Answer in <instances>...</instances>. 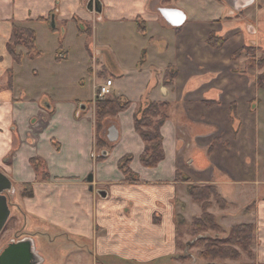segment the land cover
I'll list each match as a JSON object with an SVG mask.
<instances>
[{
    "label": "crops",
    "instance_id": "crops-1",
    "mask_svg": "<svg viewBox=\"0 0 264 264\" xmlns=\"http://www.w3.org/2000/svg\"><path fill=\"white\" fill-rule=\"evenodd\" d=\"M100 3L95 13L81 0H0V171L13 186L33 188L20 202L23 235L12 233L0 251L31 236L40 264H203L191 248L179 257L177 229L202 215L188 186L213 185L226 205L211 199L208 212L221 232L252 224L248 264H264V83L257 80L264 75V0ZM52 11L54 25L37 20ZM74 16L92 24L82 69L63 48L40 71L25 66L32 58L16 62L8 52L12 24L58 42L51 30L60 25L73 34ZM100 19L110 29L98 44ZM128 25L135 33L117 29ZM83 70L93 92L87 103L70 93ZM107 79L113 98L129 105L103 120L98 147L96 91ZM46 88L52 96L45 98ZM147 102L165 103L166 115L164 158L150 168L140 162L144 142L134 127ZM126 155L134 181L119 168Z\"/></svg>",
    "mask_w": 264,
    "mask_h": 264
},
{
    "label": "trees",
    "instance_id": "trees-1",
    "mask_svg": "<svg viewBox=\"0 0 264 264\" xmlns=\"http://www.w3.org/2000/svg\"><path fill=\"white\" fill-rule=\"evenodd\" d=\"M39 21L48 22L47 18L38 17ZM139 30H143V26L138 24ZM36 33L32 28L12 24L11 33L7 41V50L16 62H19L22 58L20 53L15 52V48L18 46L24 47L27 51V55L32 58L39 56L41 51L36 49L35 45ZM209 43L220 46L222 39H217L214 36L209 37ZM251 49L250 47L248 48ZM239 53H237L238 55ZM260 64L264 63V59L259 60ZM258 82L264 83V75L258 76ZM96 128H97V142L98 147L102 146L103 140L99 136V131L102 128L103 120L106 117H112L117 112L124 110L129 102L123 100L120 97H115L111 101L96 100ZM165 103L147 102L145 106L137 112L134 116V127L136 132L140 135L144 142V149L140 155V162L145 167H154L164 158V150L162 147V136L160 134V126L165 120V113L163 108ZM130 156L126 155L119 160V168L123 172L125 178L129 181L135 180V175L128 167ZM36 171L40 172L41 176H45V173L41 169V162L37 158H32ZM192 200L199 203L202 207V215L199 218H195L189 224V230L192 233L205 232L207 230H214L217 226L216 218L208 212V208L211 205V199L219 206L224 207L226 201L218 194L213 185H190L187 188ZM21 194L23 196H31L33 194V188L30 184H23ZM255 238V227L252 224H239L233 226L230 229V235L227 242L232 245L235 244L241 248L247 254H251L252 245ZM223 245L209 244L200 251V258L208 260L214 257H226L235 254V251L230 248H225Z\"/></svg>",
    "mask_w": 264,
    "mask_h": 264
},
{
    "label": "rangeland",
    "instance_id": "rangeland-1",
    "mask_svg": "<svg viewBox=\"0 0 264 264\" xmlns=\"http://www.w3.org/2000/svg\"><path fill=\"white\" fill-rule=\"evenodd\" d=\"M56 22V21H55ZM98 30H97V40L98 44L104 41V37L109 32V26L105 22V20L100 19L98 20ZM88 28H91L90 30H87ZM33 29V28H32ZM51 29V28H50ZM120 33H124L126 35H129L130 33H135L133 25H128L126 27L117 28ZM63 31V32H62ZM132 31V32H131ZM92 24L91 23H79L75 26L74 33L71 34L70 29H66L65 26H55V29L51 30V33H56L58 42H47L46 37L44 36V32H40L37 29L36 35H37V41L35 42V45L37 46L36 49L41 51V54L37 57H32V60H29L25 66H32L37 68L39 71L42 69H47L48 67L52 66V58H54L56 50H60V48H63L64 50L68 51L70 55V59L72 60V65H76L79 69L83 68L84 59L87 57V54L90 53L92 50ZM90 34V35H89ZM69 39L70 45L66 46V41L63 42V38ZM61 43V44H60ZM63 44V47H60V45ZM16 53H20L22 56L27 55V51L24 47L18 46L15 48ZM40 57V58H39ZM253 57L257 59H260L263 57V54L260 52H254ZM31 59V58H30ZM89 72H86L85 70L81 71L79 81L74 87L73 90H70V93L77 94L80 96V98L83 100L81 103H87L92 98V88L90 84V74ZM40 80V79H38ZM46 82V81H45ZM38 83V81H37ZM53 87V86H52ZM47 91L44 95V97H49L50 94L52 96V91L50 88H46ZM54 91L56 89V86L53 87ZM113 97L106 99L105 101H111ZM145 106V104L140 108V110ZM15 192H6L7 198H8V204L11 211L10 217L8 222L3 228V231L0 234V242L3 240H6L8 236H10L12 233L14 236H22L24 233V227H23V220H22V207H21V199L24 197L21 194L22 191V185L21 186H14ZM189 226V225H188ZM180 226L177 229V243L180 248V256L183 257L186 251H189L191 248V251L193 255L197 258H200V251L203 250V248L209 244H215V245H223V242H226L224 244L225 248H230L235 251V254L226 256V257H214L209 258L208 260H202L203 264H248L249 258H253V252L251 254H247V252H244L241 248L236 246L235 244L227 242L228 236L230 235V232H221L222 228L219 224H217L216 228L214 230H207L205 232L200 233H192L189 230V227ZM12 236V235H11ZM185 241H189L190 245H185ZM65 244V243H64Z\"/></svg>",
    "mask_w": 264,
    "mask_h": 264
},
{
    "label": "water",
    "instance_id": "water-1",
    "mask_svg": "<svg viewBox=\"0 0 264 264\" xmlns=\"http://www.w3.org/2000/svg\"><path fill=\"white\" fill-rule=\"evenodd\" d=\"M91 176L88 181H91ZM15 192V188L8 177L0 171V234L9 220L11 211L6 192ZM104 196V191L98 192ZM43 258L35 249V243L31 236L20 239L13 238L0 251V264H40Z\"/></svg>",
    "mask_w": 264,
    "mask_h": 264
},
{
    "label": "flooded vegetation",
    "instance_id": "flooded-vegetation-1",
    "mask_svg": "<svg viewBox=\"0 0 264 264\" xmlns=\"http://www.w3.org/2000/svg\"><path fill=\"white\" fill-rule=\"evenodd\" d=\"M81 1H82L83 7H84L85 10L91 11V12H95V13H100L101 12L100 0H81ZM40 17H42V16H40ZM44 18H47V20H48V22L45 21L46 23L53 24V25L55 24V17H54V12L53 11L50 12L48 14V16H46ZM73 18L76 21H78V24L79 23H87V22L83 21L82 19L78 18L77 16H74ZM90 29L91 28H88L87 30H90Z\"/></svg>",
    "mask_w": 264,
    "mask_h": 264
},
{
    "label": "built area",
    "instance_id": "built-area-1",
    "mask_svg": "<svg viewBox=\"0 0 264 264\" xmlns=\"http://www.w3.org/2000/svg\"><path fill=\"white\" fill-rule=\"evenodd\" d=\"M113 97V90H112V81L111 79H107L99 85L96 91V99L98 100H106Z\"/></svg>",
    "mask_w": 264,
    "mask_h": 264
}]
</instances>
